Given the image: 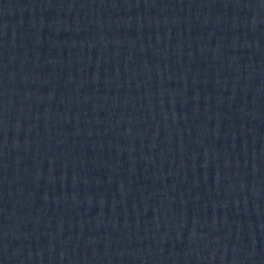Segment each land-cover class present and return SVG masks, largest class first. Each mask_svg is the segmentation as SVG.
<instances>
[{
  "label": "water",
  "instance_id": "95a60500",
  "mask_svg": "<svg viewBox=\"0 0 264 264\" xmlns=\"http://www.w3.org/2000/svg\"><path fill=\"white\" fill-rule=\"evenodd\" d=\"M0 264H264V0H0Z\"/></svg>",
  "mask_w": 264,
  "mask_h": 264
}]
</instances>
